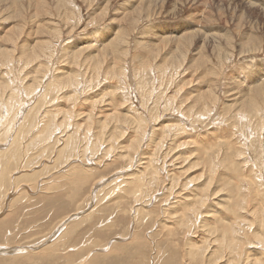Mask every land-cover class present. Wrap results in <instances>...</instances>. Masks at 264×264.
I'll use <instances>...</instances> for the list:
<instances>
[{
    "label": "rangeland",
    "instance_id": "obj_1",
    "mask_svg": "<svg viewBox=\"0 0 264 264\" xmlns=\"http://www.w3.org/2000/svg\"><path fill=\"white\" fill-rule=\"evenodd\" d=\"M0 50V264H261L264 0H0Z\"/></svg>",
    "mask_w": 264,
    "mask_h": 264
},
{
    "label": "bare ground",
    "instance_id": "obj_2",
    "mask_svg": "<svg viewBox=\"0 0 264 264\" xmlns=\"http://www.w3.org/2000/svg\"><path fill=\"white\" fill-rule=\"evenodd\" d=\"M151 1H158L159 2V0H151ZM68 3V2H67ZM140 10V9H139ZM139 14V13H138ZM140 15V14H139ZM138 17V16H137ZM187 38V37H186ZM182 39V38H181ZM184 39V38H183ZM194 39V38H193ZM192 39V40H193ZM44 43V42H43ZM38 44V43H37ZM188 44V43H187ZM186 45V44H185ZM184 45V46H185ZM190 46V45H189ZM42 47V46H41ZM33 49V48H32ZM31 49V50H32ZM46 49V48H45ZM181 49V48H180ZM182 49H184V48H182ZM187 49V48H186ZM189 50V49H188ZM33 51V50H32ZM184 51V50H183ZM0 52H1V50H0ZM185 52H187V51H185ZM189 52V51H188ZM10 53V52H9ZM180 53H182V51L180 52ZM1 54V53H0ZM11 54V53H10ZM185 54V53H184ZM3 55V54H2ZM5 56V55H4ZM3 56V57H4ZM12 56V55H11ZM0 57H1V55H0ZM2 59V58H1ZM99 59V58H98ZM180 59V58H179ZM184 59V58H183ZM102 60V59H101ZM175 62V61H174ZM7 63V62H6ZM70 81H72L71 79H69ZM40 81L41 80H39V83H40ZM69 81V82H70ZM42 83V82H41ZM2 84V83H1ZM262 85V84H261ZM40 86V85H39ZM4 87V86H3ZM4 89V88H3ZM6 89V88H5ZM4 89V90H5ZM34 90V89H33ZM41 91V90H40ZM209 92V91H208ZM264 92V88H262L261 90H259L258 91V93H263ZM4 93V92H3ZM41 93V92H40ZM264 94V93H263ZM47 96V95H46ZM259 96V95H258ZM41 98V97H40ZM43 98V97H42ZM261 99V98H260ZM37 100H38V98H37ZM41 100V99H40ZM262 100V99H261ZM42 101V100H41ZM206 102V101H205ZM255 102L253 101V99L251 100V105L252 104H254ZM21 104V103H20ZM258 105V104H257ZM22 106H23V104H22ZM255 107H257V106H255ZM29 108V107H28ZM34 108H37L36 106L34 107ZM7 109V108H6ZM30 109H31V106H30ZM203 109V108H202ZM248 109V106H247V108L245 109V110H247ZM18 110V109H17ZM26 110H28V112L30 111L29 109H27L26 108ZM35 110V109H34ZM244 110V109H243ZM249 110V109H248ZM258 110V109H257ZM8 111V110H7ZM23 111V110H22ZM37 111V110H36ZM35 111V116L37 115V112ZM25 112V111H24ZM31 112V111H30ZM30 112L28 113V115H26V121H24L23 120V123L21 122V123H19V127H20V129H18V130H20V131H18V132H20V134H22V130H24V128L26 127V125H27V122L29 123V125H28V130H27V132L25 133V135L26 134H28V131L30 132L33 128H35V127H37V128H35L37 131H36V134L40 131V132H42V133H44L45 135H43L44 136V141L46 140L45 138H49L50 137V134H47L48 133V131H50L51 129H52V120H48V121H44L43 120V122L42 121H40V123H39V125L37 126V121H36V118L34 119L32 116H31V114H30ZM240 112V111H239ZM248 112V111H247ZM3 113V112H2ZM7 113V112H6ZM26 113H27V111H26ZM34 114V113H33ZM16 116H18V114L16 115ZM15 116V117H16ZM34 116V117H35ZM137 116V115H136ZM245 116V115H244ZM259 116V115H258ZM135 117V116H134ZM200 117V116H199ZM246 117V116H245ZM264 117V116H263ZM5 118H7V117H5ZM8 118H9V116H8ZM21 119H24V118H22V117H20ZM14 119H16L17 120V118H14ZM50 119V118H49ZM52 119V118H51ZM137 119V118H136ZM40 120V119H39ZM245 120V119H244ZM5 121V120H4ZM3 121V122H4ZM12 121V120H11ZM54 121V120H53ZM195 121V120H194ZM239 121V120H238ZM243 121V120H242ZM240 122V121H239ZM244 122V121H243ZM61 123V122H60ZM122 123V122H121ZM41 124V125H40ZM56 124V123H55ZM247 124V123H246ZM57 125V124H56ZM60 125V124H59ZM40 126H42L41 128H38V127H40ZM54 126V125H53ZM7 127V126H6ZM15 127V126H14ZM13 127V128H14ZM18 127V128H19ZM126 127V126H125ZM15 129V128H14ZM155 129V128H154ZM13 130V129H12ZM11 131V130H10ZM14 131V130H13ZM3 132V131H2ZM1 132V133H2ZM7 132V131H6ZM16 132V131H15ZM18 132H17V134H18ZM11 133V132H10ZM73 133H75V130H74V132ZM14 134V133H13ZM7 135V134H6ZM16 135H14L13 137H15ZM36 136H38V135H36ZM11 137V136H10ZM110 137H112V136H110ZM33 138V137H32ZM35 138V137H34ZM14 138H12V140H13ZM112 139V138H111ZM4 140H6V138L4 139ZM8 140V139H7ZM24 140V139H23ZM79 137L77 136V135H75V134H72L71 135V138L67 141V143H66V145L63 147V148H61L60 150H59V152H58V155H57V157L55 158V160H56V162H60V159H63V157L65 156V157H67V154L68 153H71L72 154V151L74 152L75 150H77V147H78V143H79ZM6 142V141H5ZM35 142V141H34ZM3 143V142H2ZM23 143H24V141H23ZM47 143H48V141H47ZM1 144V143H0ZM16 144H18V137H16L15 138V140L12 142V144H10L9 146V148L12 150V149H14L15 148V146H16ZM8 145V144H7ZM20 144H18V146H19ZM24 146H25V143H24ZM48 146V144L46 145V147ZM2 147V146H1ZM49 147V146H48ZM24 149H25V147H23ZM6 149V148H5ZM8 149V148H7ZM10 149H9V151H10ZM19 150H20V147L19 148H17L16 149V152H17V154H16V156H18V153H19ZM12 152V151H11ZM23 153H24V150H22V155H23ZM9 154L10 153H8V152H6L5 150H4V148H3V150H2V148H1V150H0V164H2V166L0 165V168L2 169V174H0V177H4V176H6L7 175V171H8V166H9V163H10V161H9V163H8V156H9ZM183 154V153H182ZM22 155H21V157H19L20 158V160L22 159ZM15 156V157H16ZM26 158H28L27 156H25ZM150 158V157H149ZM16 159L18 160V158L16 157ZM28 159H30V158H28ZM130 159V158H129ZM134 159V158H133ZM177 159V158H176ZM149 160V162H150V159H148ZM251 160V159H250ZM27 161V160H26ZM63 161V160H62ZM152 161H154V160H152ZM151 161V162H152ZM175 161V160H174ZM58 162V163H59ZM148 162V161H147ZM146 163V162H145ZM155 163V162H154ZM63 164V163H62ZM62 164H61V166H62ZM71 164V163H70ZM134 164V163H133ZM133 164H131V166L133 165ZM235 164H236V162H235ZM72 165V164H71ZM150 165H152V163H150ZM4 166V167H3ZM22 166V165H21ZM25 166H29V165H27L26 163H25V161H24V164H23V167H25ZM44 166V165H43ZM49 166V165H48ZM47 165H45V167H48ZM60 166V167H61ZM144 166V165H143ZM147 166V165H146ZM18 167V166H17ZM145 167V166H144ZM148 167V166H147ZM147 167H145V169L147 168ZM152 167V166H151ZM236 167V166H235ZM152 168H154V167H152ZM73 170V169H72ZM89 170V169H88ZM128 170V169H127ZM158 170V169H157ZM11 171V170H10ZM38 171H41V170H38ZM70 171V170H69ZM147 171H149V170H147ZM154 172H155V170H153ZM152 171V172H153ZM210 171V170H209ZM247 171V170H246ZM37 172V171H36ZM36 172H34V173H36ZM94 172V171H93ZM128 172V171H127ZM143 172V171H142ZM144 172H145V170H144ZM143 172V173H144ZM153 172V173H154ZM158 172V171H157ZM12 173V172H11ZM86 173V172H85ZM89 173V172H88ZM86 174L87 176L89 175V174ZM91 174H92V172H90ZM156 173V172H155ZM154 173V174H155ZM38 174V173H37ZM157 174V173H156ZM155 174V175H156ZM252 174V173H251ZM48 175H50V174H48ZM73 175H75V174H73ZM77 175V174H76ZM83 175V174H82ZM127 175V174H126ZM140 175V174H139ZM147 175H149L148 174V172H147ZM162 175V174H161ZM248 175V174H247ZM46 176V175H45ZM79 176V175H78ZM141 176H144V178H145V174L144 175H141ZM158 176V175H157ZM16 177V176H15ZM73 177V176H72ZM84 177V176H83ZM131 177H133V175L131 176ZM140 177V176H139ZM147 177H149V176H147ZM153 177V176H152ZM151 177V178H152ZM227 177V176H226ZM233 177V176H232ZM258 177V176H257ZM74 178V177H73ZM125 178V177H124ZM127 178V177H126ZM134 178H135V176H134ZM133 178V179H134ZM142 179H143V177H141ZM150 178V177H149ZM148 178V179H149ZM150 178V179H151ZM154 178V177H153ZM152 178V179H153ZM262 178V177H261ZM3 179V178H2ZM5 179V178H4ZM141 179V180H142ZM146 179V178H145ZM148 179H146V181H150V179L148 180ZM259 179V178H258ZM84 180H86V179H84ZM125 180V179H124ZM129 180H130V177H129ZM128 180V181H129ZM155 180V179H154ZM157 180V179H156ZM220 180H222V179H220ZM101 181V180H100ZM131 181H134V180H131ZM130 182V181H129ZM128 182V183H129ZM140 182V181H139ZM144 182V181H143ZM151 182V181H150ZM254 182V181H253ZM2 183V182H1ZM102 183V182H101ZM128 183H126L127 185H128ZM134 183V182H133ZM136 183V182H135ZM135 183L133 184V186H135ZM138 183V182H137ZM153 183V182H152ZM173 183V182H172ZM192 183V182H191ZM206 183H208V182H206ZM206 183L204 184V186L206 185ZM141 184V183H140ZM210 184V183H209ZM98 185V184H97ZM97 185H95V186H97ZM100 185V184H99ZM126 185V186H127ZM131 185V184H130ZM128 186V189H132V187L131 186ZM150 185V184H149ZM172 185H174V183L172 184ZM171 185V186H172ZM211 185V184H210ZM153 186V185H152ZM175 186V185H174ZM173 186V187H174ZM149 187V186H148ZM197 187V186H196ZM203 187V186H202ZM98 188H100V187H98ZM120 188V187H119ZM147 188V187H146ZM169 188V187H168ZM167 188V189H168ZM207 188V187H206ZM123 189H125V187L123 188ZM148 189V188H147ZM175 189V188H174ZM94 190H96V187H95V189ZM134 192H138L139 190H140V186L137 184L136 186H135V188H133L132 189ZM145 190V189H144ZM99 191H100V189H99ZM125 191L126 192H128V190H127V188L125 189ZM206 191V190H205ZM258 191V190H257ZM38 192V191H37ZM125 192V193H126ZM95 193V192H94ZM97 193V192H96ZM124 193V192H123ZM154 193V192H153ZM194 193V192H193ZM4 194V193H3ZM10 194V193H9ZM128 194V193H127ZM133 194V193H132ZM141 193H138V196H141L142 194H144V193H142L141 195H140ZM184 194V193H183ZM187 195V194H186ZM186 195H185V197H186ZM189 195V194H188ZM187 195V196H188ZM202 195V194H201ZM190 196V195H189ZM192 196V195H191ZM261 196V195H260ZM1 197V196H0ZM145 197V196H144ZM140 198H142V197H140ZM11 199H13L12 197H11ZM188 199H189V197H188ZM187 199V200H188ZM192 199H194V198H192ZM192 199H190L192 202H193V200ZM262 199V198H261ZM93 200V199H92ZM137 200V199H136ZM197 200V199H196ZM189 201V200H188ZM190 201V202H191ZM203 201V200H202ZM11 202V201H10ZM91 202V201H90ZM142 202V201H141ZM185 202H186V200H185ZM204 202V201H203ZM259 202V201H258ZM145 203H147V202H145ZM187 203V202H186ZM189 203V202H188ZM261 203V202H260ZM132 204V203H131ZM192 204V203H191ZM191 204H190V206H191ZM194 204H195V202H194ZM193 204V205H194ZM196 204H197V202H196ZM141 205V204H140ZM187 205H189V204H187ZM192 205V206H193ZM201 205V204H200ZM143 206V205H142ZM183 206V205H182ZM181 205H180V207H182ZM202 206V205H201ZM253 206V205H252ZM254 206H256V205H254ZM180 207H179V209H180ZM257 207V206H256ZM146 208V207H145ZM148 208V207H147ZM170 208V207H169ZM185 208V207H184ZM197 208V207H196ZM202 208V207H201ZM143 209V208H142ZM142 209H140L139 211H138V209L136 208V211H138L139 213H138V215H142L141 213H140V211L142 210ZM246 209V208H245ZM134 210H135V208H134ZM198 210V209H197ZM199 210H200V208H199ZM251 210H252V208H251ZM143 211V210H142ZM141 211V212H142ZM146 211V210H145ZM144 211V212H145ZM189 211V210H188ZM195 211V210H194ZM255 211V210H254ZM80 212V211H79ZM84 212V211H83ZM196 212V211H195ZM194 212V213H195ZM201 212H202V210H201ZM205 212V211H204ZM208 212V211H207ZM75 213H77V212H75ZM75 213H73V214H75ZM81 213V212H80ZM136 213V212H135ZM146 213V212H145ZM147 213H149V212H147ZM181 213H182V211H181ZM185 213V212H184ZM198 213V212H197ZM209 213V212H208ZM250 213V212H249ZM179 214V213H178ZM237 214V213H236ZM255 214V213H254ZM136 215V214H135ZM185 215V214H184ZM188 215V214H187ZM248 215V214H247ZM257 215V214H256ZM76 216V215H75ZM189 216V215H188ZM69 217V216H68ZM77 217H78V215H77ZM81 217V216H80ZM116 217V216H115ZM143 217H144V215H143ZM180 217V216H179ZM246 217V216H245ZM252 217V216H251ZM264 217V216H263ZM69 218H71V217H69ZM68 218V219H69ZM74 218V215H73V217L71 218V219H73ZM242 218V217H241ZM254 218H256V216L254 217ZM66 219V218H65ZM76 219V218H75ZM134 219H136V217L134 216ZM145 219V218H144ZM160 219V218H159ZM181 219V218H180ZM189 219H190V217H189ZM239 219V218H238ZM243 219H245V218H243ZM247 219V218H246ZM188 221V220H187ZM191 221V220H190ZM210 221V220H209ZM66 222V221H65ZM70 222V221H69ZM261 222H262V220H261ZM68 223V222H67ZM183 223V222H182ZM187 223H189V221L187 222ZM229 224V223H228ZM262 224H263V222H262ZM64 225V224H63ZM185 225H187V224H185ZM259 225V224H258ZM59 226H61V222H60V225ZM58 226V227H59ZM188 226V225H187ZM248 226V225H247ZM254 226L256 227V225L254 224ZM64 227V226H63ZM61 228V227H60ZM248 228V227H247ZM61 229H63V228H61ZM188 229H189V227H188ZM230 229V228H229ZM259 230V229H258ZM233 231V230H232ZM231 231V232H232ZM237 232V231H236ZM235 233V232H234ZM63 235V234H62ZM241 235V234H240ZM254 235H255V233H254ZM246 236V235H245ZM236 237V236H235ZM248 237V236H247ZM252 237V236H251ZM263 237V236H262ZM260 238V237H259ZM243 239V238H242ZM246 239V238H245ZM49 240V239H48ZM257 240V239H256ZM223 241V240H222ZM241 241V240H240ZM244 241V240H243ZM261 241V240H260ZM254 242V241H253ZM258 242V241H257ZM257 242H256V244H257ZM264 242V241H263ZM46 243H47V241H46ZM225 243V242H224ZM233 243V242H232ZM191 244V243H190ZM221 244H222V242H221ZM227 244H229V243H227ZM234 244V243H233ZM238 244V243H237ZM260 244V243H259ZM258 244V245H259ZM230 245V244H229ZM222 246V245H221ZM233 246V245H232ZM235 246V245H234ZM3 247V246H2ZM229 247V246H228ZM242 247V246H241ZM251 247V246H250ZM261 247V246H260ZM4 248V247H3ZM7 248H9V246L7 247ZM6 248V249H7ZM237 247H235V249H236ZM14 249V248H13ZM13 249H12V251H13ZM248 249V248H247ZM251 249V248H250ZM249 249V250H250ZM257 249V248H256ZM26 250V249H25ZM107 250V249H106ZM237 250V249H236ZM245 250H246V248H245ZM7 252H9L8 250H6ZM14 251H16L15 253L16 254H18V253H21V252H24V248H15V250ZM191 251V250H190ZM235 251V250H234ZM7 252H5V253H7ZM243 252V251H242ZM3 253H4V251H3ZM240 253V252H239ZM239 253H237L236 255H238ZM247 253V252H246ZM262 253V252H261ZM2 254V253H1ZM244 254V253H243ZM243 254H241V255H243ZM249 254H251V253H249ZM8 255V254H7ZM194 255V254H193ZM235 255V254H234ZM244 256V255H243ZM195 257H197V256H195ZM194 257V258H195ZM202 257V256H201ZM235 257V256H234ZM246 257V256H245ZM200 258V257H199ZM199 258H198V260H199ZM240 258V257H239ZM259 258V257H258ZM196 259V258H195ZM248 259V258H247ZM253 260L252 261H254V259L255 258H252ZM257 259V258H256ZM255 259V260H256ZM260 259H263V257L262 258H260ZM201 261V260H200ZM203 261V260H202ZM236 261V260H235ZM247 261H250V260H247ZM260 261H262V262H264V260H260ZM259 261V262H260ZM230 262V261H229ZM236 262H239V261H236ZM256 262H258L257 260H256ZM261 262V264H264V263H262ZM241 264V263H240ZM245 264V263H244ZM247 264V263H246ZM258 264V263H257Z\"/></svg>",
    "mask_w": 264,
    "mask_h": 264
}]
</instances>
